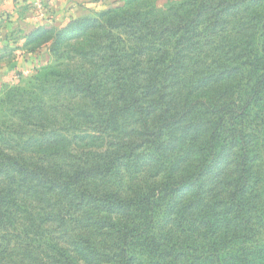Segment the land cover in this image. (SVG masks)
I'll list each match as a JSON object with an SVG mask.
<instances>
[{"label":"trees","instance_id":"trees-1","mask_svg":"<svg viewBox=\"0 0 264 264\" xmlns=\"http://www.w3.org/2000/svg\"><path fill=\"white\" fill-rule=\"evenodd\" d=\"M262 8L126 0L55 33L67 63L0 124V264H264Z\"/></svg>","mask_w":264,"mask_h":264},{"label":"rangeland","instance_id":"rangeland-1","mask_svg":"<svg viewBox=\"0 0 264 264\" xmlns=\"http://www.w3.org/2000/svg\"><path fill=\"white\" fill-rule=\"evenodd\" d=\"M40 0L35 1V5L41 9ZM126 0H71L69 8L74 12L63 24H48L37 26L34 29L24 32L18 27H9L6 19H0V124L5 122L11 130L16 133H22L20 128L24 121L21 119L17 103L12 96L21 94L23 90H33L35 77L38 76L44 67L55 65L61 62L66 64L67 61L61 57V52L50 50L51 43L55 40V33L64 32L66 26L74 20H80L85 17H95L100 12L109 8L121 6ZM157 7H163L171 0H151ZM17 4V3H16ZM29 11L35 12L31 6ZM264 11V8H262ZM262 14V12H260ZM1 18V17H0ZM36 28L49 30L48 34L41 39L31 40L26 38L27 34L32 33ZM32 55V56H31ZM35 59V60H34ZM22 90V91H21ZM21 113V111H20ZM65 118H59L56 126L60 130L69 129L67 134H76L80 136L81 130H84L85 124L80 118L71 122L67 121L64 125ZM71 125V126H70ZM64 126V127H63ZM88 142L84 141L81 146H87Z\"/></svg>","mask_w":264,"mask_h":264},{"label":"crops","instance_id":"crops-1","mask_svg":"<svg viewBox=\"0 0 264 264\" xmlns=\"http://www.w3.org/2000/svg\"><path fill=\"white\" fill-rule=\"evenodd\" d=\"M35 1L0 0V19L7 18L9 27H18L27 32L40 25L63 24L74 14L69 8L71 0H40V10ZM31 6L35 12L29 11Z\"/></svg>","mask_w":264,"mask_h":264}]
</instances>
